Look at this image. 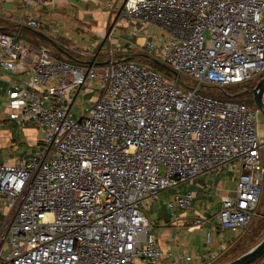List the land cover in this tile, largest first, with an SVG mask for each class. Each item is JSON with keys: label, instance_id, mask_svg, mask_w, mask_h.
<instances>
[{"label": "built area", "instance_id": "1", "mask_svg": "<svg viewBox=\"0 0 264 264\" xmlns=\"http://www.w3.org/2000/svg\"><path fill=\"white\" fill-rule=\"evenodd\" d=\"M108 7L133 35L151 29L146 54L178 78L169 82L114 57L101 66L72 65L0 32V68L30 73L27 85L11 84L8 115L40 133L27 161L0 163V264L189 261L158 246L143 209L161 191L226 167L236 173L235 189L220 199V229L244 234L255 215L264 175L260 112L203 92L263 74L264 0H126L119 12ZM26 25L38 30L35 20ZM91 84L99 97L72 119ZM194 198L188 189L165 207L185 213Z\"/></svg>", "mask_w": 264, "mask_h": 264}, {"label": "crops", "instance_id": "2", "mask_svg": "<svg viewBox=\"0 0 264 264\" xmlns=\"http://www.w3.org/2000/svg\"><path fill=\"white\" fill-rule=\"evenodd\" d=\"M125 1L49 0L46 6H32L25 0H0V32L16 35L26 44L44 47L49 50L53 59L63 60L76 66H87V62L94 61L95 63H105L109 62L110 57L116 56L128 58L138 55L139 58H143L141 55H144L145 43L150 40L151 29L140 28L137 34L133 35L129 24L121 20L115 22L116 15L108 7L111 5L116 12H119L123 9ZM29 19L37 22L38 30H33L26 25ZM126 30L129 31L130 38L119 40L117 34L121 35L122 31L126 32ZM41 35L52 41L54 46L43 40ZM29 77L30 73L23 69L11 72L0 68V151L19 152L17 155L11 152L13 155L9 153L3 156L7 159L0 158V163L16 164L27 161L39 136V132L33 125L19 126L10 119L8 114L11 110L6 108L11 84L23 83L27 85ZM93 87H95L94 84L89 86V88ZM14 134L30 138L27 141L30 145L28 151L24 150L21 153L18 150L19 147L13 139ZM223 171L236 178V173L228 167L219 169L217 173ZM209 174L195 179L188 187L196 186L199 190L204 188L198 182ZM221 185L220 181L216 188L217 192H220ZM226 196H230V193L222 197ZM164 204L165 202H162L165 207ZM164 209L166 211L160 210L163 221L162 223L160 221L161 224L156 235H154L152 227V236L165 253H170L173 256L185 255L190 258L189 261L177 264H213L237 240V238L232 240V237L230 238L226 232L237 233L220 229L215 215L192 207L183 214L177 211L173 215L166 207ZM176 217L179 220L173 222ZM197 219L202 221L200 228L188 231V226H191ZM202 231L205 232V239L201 238ZM163 263L172 264V260L167 259Z\"/></svg>", "mask_w": 264, "mask_h": 264}, {"label": "rangeland", "instance_id": "3", "mask_svg": "<svg viewBox=\"0 0 264 264\" xmlns=\"http://www.w3.org/2000/svg\"><path fill=\"white\" fill-rule=\"evenodd\" d=\"M128 32L129 31L126 30V32L122 31L121 35L117 34L119 40L122 41L129 39L130 37ZM156 36H160L158 31L156 32ZM143 54H146V52H144ZM126 58L124 57L121 58L117 56L114 57V59L117 60H124ZM131 61H134L138 64H141L145 67L152 69L153 71L157 72L162 78H164L166 81L173 82L175 80L170 73L160 69L158 66L154 65V63H152L147 59L133 57L131 58ZM180 76L182 80L186 79L187 82H189L191 85L195 84V82L192 79H187V77H185L184 75H180ZM262 76L263 74L255 75L250 80H247L239 84L227 85L224 87H215V88L209 87L203 93L206 96L215 98L217 100L242 104L248 108L254 109L256 107L254 105L252 94L250 93V91L255 87V85L258 83V81L261 79ZM98 91L99 89L96 87L88 88V89L86 88L83 90L81 95L76 100L75 107L73 108L72 111V116H71L72 119L77 120L84 113L87 112L90 104L93 103L97 97H99ZM256 128L258 131L259 138L262 141V147L261 150L259 151V154L261 158V163L264 167V118L261 113L258 114L256 120ZM39 137H40V133L38 138ZM13 139H15V143L19 147L18 150L21 151V153L24 150L28 151V149L30 148V145L27 142L30 140L28 136L21 135V137H19L18 134H14ZM11 152L14 153V155H17V153H19V152L15 153L13 151ZM11 152L9 150H1L0 158L6 160L7 158H4L3 156H6ZM218 171L219 170L215 171L213 174H209L205 179H201L198 182L199 184H201V186L204 187L200 190L196 188V186L188 187V185H181L176 189L161 191L159 193V201L153 202L152 204H147L143 210L146 217L149 220V223L153 227L154 235H156L157 229L163 221L160 210H165L164 209L165 207L162 205V202H168L175 195L180 194L188 189L195 192V198L192 203L193 209L205 211L210 215H216L219 208L220 197H222L223 195H227L229 193L230 196L232 197V193L234 192L235 189V181H234L235 178L233 177V175L225 173L224 171L217 173ZM161 173H163V170H161ZM220 181L222 187L220 192H217L216 188L217 185H219ZM174 212L177 213V210H175ZM181 213L183 214V212ZM254 214L255 215L252 217L250 225L244 234L239 235V233L231 234L230 232H226L229 234L230 238L232 237L231 238L232 240H235L236 238L237 240L235 241L233 246L230 247L228 251L225 252L213 264H224L233 260L234 258L238 257L239 255L249 250L251 247L255 246L260 240L264 238V175L261 182V194ZM3 215L4 212H0V220L3 219ZM201 233H202L201 238L205 239V232L202 231ZM253 264H255V262Z\"/></svg>", "mask_w": 264, "mask_h": 264}, {"label": "water", "instance_id": "4", "mask_svg": "<svg viewBox=\"0 0 264 264\" xmlns=\"http://www.w3.org/2000/svg\"><path fill=\"white\" fill-rule=\"evenodd\" d=\"M40 37L43 40H45L47 43H49L50 45L54 46L53 42L50 41L48 38L44 37L43 35H41ZM141 56L151 61L155 65L159 66L160 68H163L168 73H170L174 78H178V75L175 72H173L171 69H169L167 66H165L164 64L158 62L157 60L151 58L148 55H141ZM133 57L134 56H130L124 59V61H130L131 58ZM108 63L109 62H105V63L87 62L86 65L87 66H93V65L101 66V65H106ZM250 93L252 94V99H253L256 109L262 114L264 118V75L255 85V87L250 91ZM262 257H264V238L260 240L255 246L251 247L249 250L244 252L243 254L239 255L238 257L224 264H253L257 260L261 259Z\"/></svg>", "mask_w": 264, "mask_h": 264}, {"label": "trees", "instance_id": "5", "mask_svg": "<svg viewBox=\"0 0 264 264\" xmlns=\"http://www.w3.org/2000/svg\"><path fill=\"white\" fill-rule=\"evenodd\" d=\"M144 55H146V54H144ZM118 57V56H117ZM134 57H137V58H139V56L137 55V56H134ZM141 59H143V58H141ZM145 59V58H144ZM155 65V64H154ZM157 66V65H156ZM159 67V66H158ZM160 68V67H159ZM160 69H162V70H164L163 68H160ZM164 71H166V70H164ZM263 75H264V71H263Z\"/></svg>", "mask_w": 264, "mask_h": 264}]
</instances>
